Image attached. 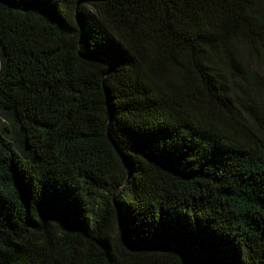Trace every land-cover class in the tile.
<instances>
[{
    "label": "trees",
    "instance_id": "trees-1",
    "mask_svg": "<svg viewBox=\"0 0 264 264\" xmlns=\"http://www.w3.org/2000/svg\"><path fill=\"white\" fill-rule=\"evenodd\" d=\"M0 264H264V0H0Z\"/></svg>",
    "mask_w": 264,
    "mask_h": 264
},
{
    "label": "water",
    "instance_id": "water-1",
    "mask_svg": "<svg viewBox=\"0 0 264 264\" xmlns=\"http://www.w3.org/2000/svg\"><path fill=\"white\" fill-rule=\"evenodd\" d=\"M115 144V143H114Z\"/></svg>",
    "mask_w": 264,
    "mask_h": 264
}]
</instances>
